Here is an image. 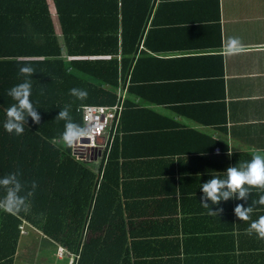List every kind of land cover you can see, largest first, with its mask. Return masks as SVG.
Wrapping results in <instances>:
<instances>
[{"label":"crops","instance_id":"1","mask_svg":"<svg viewBox=\"0 0 264 264\" xmlns=\"http://www.w3.org/2000/svg\"><path fill=\"white\" fill-rule=\"evenodd\" d=\"M124 12L123 49L121 14L117 21L116 58L125 55L124 82L115 89L118 184L101 183L85 256L132 264L131 230L146 241L141 252L150 253L141 260L151 264H264V240L248 235L250 221L233 212L264 193L253 188L246 202L221 201L222 214L210 216L199 188L264 149V0H127ZM260 215L264 205H253L251 219Z\"/></svg>","mask_w":264,"mask_h":264},{"label":"trees","instance_id":"2","mask_svg":"<svg viewBox=\"0 0 264 264\" xmlns=\"http://www.w3.org/2000/svg\"><path fill=\"white\" fill-rule=\"evenodd\" d=\"M52 1L62 37L55 33L46 0H0V177L18 171L29 190L32 181L37 184L27 198V212L12 215L0 211V264H14L24 223L61 243L72 253V264L80 255V264H93L85 256L89 247L83 245L89 241L86 234L94 231L92 224L99 216L93 211L96 196L103 181L113 186L118 184L117 133L110 138L111 147L109 138L106 140L96 162L87 160L94 166L91 169L83 164L84 154L62 143L60 133L65 122L55 117L66 104H71L72 120L84 126L77 108L113 106L117 102L115 89L124 82L125 75L124 51L120 60L116 58L117 21L121 14L123 49L127 0ZM66 57L70 58L69 62ZM20 61H31L30 66L36 71L31 77V99L41 119L37 124L28 117L24 133L17 136L7 133L3 123L5 110L13 103L7 90L23 80L18 73ZM74 87L86 90L88 98L80 101L70 96L69 90ZM54 149L60 150L61 155L51 171L48 156H53ZM43 209L64 221L44 222L40 217ZM128 232L132 264H151L141 260L143 253H150L141 252L146 241H141L131 230ZM162 250L156 248L151 252L163 254Z\"/></svg>","mask_w":264,"mask_h":264},{"label":"clouds","instance_id":"3","mask_svg":"<svg viewBox=\"0 0 264 264\" xmlns=\"http://www.w3.org/2000/svg\"><path fill=\"white\" fill-rule=\"evenodd\" d=\"M239 41L235 38L229 40L230 50H237ZM22 66L18 73L23 80L10 87L7 95L13 103L5 110L4 130L9 134L17 136L22 135L27 124V118L30 117L33 123H40V114L36 110L37 106L33 103L32 80L31 77L35 71L31 67V61H20ZM69 95L76 100L84 101L88 98V92L81 88H71ZM71 104H66L60 109L55 117L58 121H64L63 131L60 133L62 143L73 148L76 146H87L90 141L92 129L88 125H80L72 120L70 115ZM88 143H83L84 139ZM231 155V152H228ZM222 175L211 174V178L200 184L202 195L200 204L208 210L210 216H219L223 208L219 207L221 201L236 199L247 201L253 188L264 193V149L256 150L251 153V158L246 161H239L235 166H228ZM37 187L35 181L31 182V190L28 185L20 179L19 172H11L0 177V211L17 215L21 212H27V198L31 196ZM211 205H217L213 210ZM253 205H264V194H259L258 199L251 200L247 207L244 204L237 203L233 209L234 215L240 221H250L246 232L264 240V215L251 219Z\"/></svg>","mask_w":264,"mask_h":264},{"label":"rangeland","instance_id":"4","mask_svg":"<svg viewBox=\"0 0 264 264\" xmlns=\"http://www.w3.org/2000/svg\"><path fill=\"white\" fill-rule=\"evenodd\" d=\"M52 152L54 153L52 154L53 156L49 155L48 158L51 164V171H54L55 165L60 159L61 151H56L54 149V151ZM86 160H90V158L83 160V164L86 167L94 169V166ZM46 210L47 209H43V213L40 216L41 218H43V220L45 219L44 222L60 223L64 221V219H56L55 217L51 216ZM71 210L72 208H68V210H66L68 211L66 219H68V215ZM21 228L23 232H21L18 241L14 264H72L74 259L72 253L63 245H61V243L49 238V235L47 236L42 234L36 228H34L33 226L30 227L26 223L22 224ZM59 246H63V248L67 250L66 255L57 257L56 250ZM77 261L78 260H76L75 264H78Z\"/></svg>","mask_w":264,"mask_h":264},{"label":"built area","instance_id":"5","mask_svg":"<svg viewBox=\"0 0 264 264\" xmlns=\"http://www.w3.org/2000/svg\"><path fill=\"white\" fill-rule=\"evenodd\" d=\"M121 110V105L118 104L113 106L83 105L77 108L76 111L81 115L84 125H88L92 129L89 143L86 138L83 140V143H88L87 146L74 147L80 154H84L82 159H89L95 153H98L97 150L105 147L106 136H108L111 129V138L113 137ZM103 139H105L104 142H102ZM21 232H23L22 228ZM66 251L62 246L57 247V257L66 255Z\"/></svg>","mask_w":264,"mask_h":264},{"label":"water","instance_id":"6","mask_svg":"<svg viewBox=\"0 0 264 264\" xmlns=\"http://www.w3.org/2000/svg\"><path fill=\"white\" fill-rule=\"evenodd\" d=\"M87 141V140H86Z\"/></svg>","mask_w":264,"mask_h":264}]
</instances>
